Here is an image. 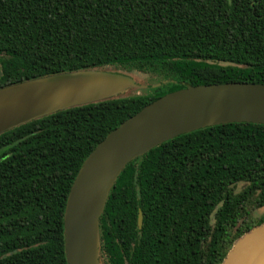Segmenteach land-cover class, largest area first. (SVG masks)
Instances as JSON below:
<instances>
[{
  "label": "trees",
  "instance_id": "1",
  "mask_svg": "<svg viewBox=\"0 0 264 264\" xmlns=\"http://www.w3.org/2000/svg\"><path fill=\"white\" fill-rule=\"evenodd\" d=\"M0 67V89L83 70L161 84L0 135V264H68V196L109 134L189 86L264 85V0H0ZM263 208L264 125L176 137L119 177L100 220L103 262L222 264Z\"/></svg>",
  "mask_w": 264,
  "mask_h": 264
},
{
  "label": "water",
  "instance_id": "2",
  "mask_svg": "<svg viewBox=\"0 0 264 264\" xmlns=\"http://www.w3.org/2000/svg\"><path fill=\"white\" fill-rule=\"evenodd\" d=\"M160 86L122 73L83 70L4 87L0 135L57 112L142 95ZM235 123L264 125L263 84L189 86L147 105L109 134L83 164L68 196L64 217L68 264H104L100 220L112 189L131 163L176 137ZM142 225L140 212V229ZM222 264H264V223L238 238Z\"/></svg>",
  "mask_w": 264,
  "mask_h": 264
},
{
  "label": "rangeland",
  "instance_id": "3",
  "mask_svg": "<svg viewBox=\"0 0 264 264\" xmlns=\"http://www.w3.org/2000/svg\"><path fill=\"white\" fill-rule=\"evenodd\" d=\"M114 73H116V72H114ZM129 75H131L132 77H134L136 79L138 78L140 80H146L149 77L148 75H145V74H142L139 72L129 73ZM262 214H264V208L257 212V216H260Z\"/></svg>",
  "mask_w": 264,
  "mask_h": 264
}]
</instances>
